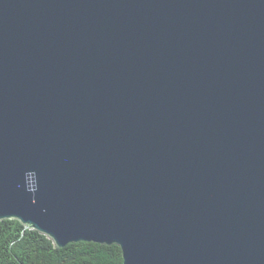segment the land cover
Returning <instances> with one entry per match:
<instances>
[{
    "label": "water",
    "instance_id": "obj_1",
    "mask_svg": "<svg viewBox=\"0 0 264 264\" xmlns=\"http://www.w3.org/2000/svg\"><path fill=\"white\" fill-rule=\"evenodd\" d=\"M5 219L264 264V0H0Z\"/></svg>",
    "mask_w": 264,
    "mask_h": 264
},
{
    "label": "trees",
    "instance_id": "obj_2",
    "mask_svg": "<svg viewBox=\"0 0 264 264\" xmlns=\"http://www.w3.org/2000/svg\"><path fill=\"white\" fill-rule=\"evenodd\" d=\"M118 245L80 242L58 247L21 221L0 220V264H123Z\"/></svg>",
    "mask_w": 264,
    "mask_h": 264
}]
</instances>
